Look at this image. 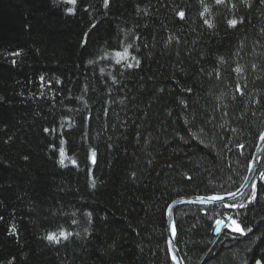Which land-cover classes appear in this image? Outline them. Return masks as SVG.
Instances as JSON below:
<instances>
[{
  "label": "trees",
  "instance_id": "obj_1",
  "mask_svg": "<svg viewBox=\"0 0 264 264\" xmlns=\"http://www.w3.org/2000/svg\"><path fill=\"white\" fill-rule=\"evenodd\" d=\"M263 131L260 0H0V264H175L168 205L237 191ZM262 173L176 208L185 264H264Z\"/></svg>",
  "mask_w": 264,
  "mask_h": 264
},
{
  "label": "snow or ice",
  "instance_id": "obj_2",
  "mask_svg": "<svg viewBox=\"0 0 264 264\" xmlns=\"http://www.w3.org/2000/svg\"><path fill=\"white\" fill-rule=\"evenodd\" d=\"M66 2L69 3V4L75 5L76 2H77V0H66ZM244 2L247 3V0H244ZM216 3H217V4L225 3V0H216ZM260 3H261V4H264V0H260ZM108 5H109V0H104V7L107 8ZM249 6H250V5H249ZM86 10H87V9H86ZM205 11H207V9H205ZM68 12H69L70 14H72V13L74 12V9H73V8H69V9H68ZM177 15L179 16L180 19H184V17H185V13H184L183 11H180L179 13H177ZM242 22H243V20L237 21L236 19H232V20H229V21H228L230 27H235V26L237 25V23H242ZM205 24H207L209 27L212 26V25L209 23V21H207V20H205ZM95 26H96L95 24L92 25L93 28H94ZM86 42H87V41L85 40L84 43H82V47L84 46V44H86ZM128 47H131V45H129ZM20 54H21V53H20L19 51L14 52V53H11V55H13V56H19ZM115 55H116V57H117V59H116V63H118V64L121 63V58H124V59L127 58V47L124 49V53H123V54L117 52ZM132 59L135 60V66H136V67H139L140 61L137 60L135 57H132ZM221 61H222V58H221ZM93 62H94V61H92V60H89V61H88L89 64H92ZM11 63H12L13 65H15V64L17 63V61L14 59V60L11 61ZM126 67H128V68H132V67H133V64H132V63H128V64H126ZM253 67L255 68V65H253ZM234 71H235L236 73H241V72H242V68L239 67V66H237V67L234 69ZM101 72H103V69H101ZM217 76H219V73H217ZM40 81H41V86L43 87V81H44V77H43V76L40 77ZM57 83H60V81L57 80ZM113 83H116L115 79H113ZM49 86H50V85H49ZM186 91L191 92V89H187ZM236 91L239 92L241 95L244 94L243 91L241 90V88H240L239 85H237ZM233 98L235 99V97H233ZM181 103H184V102L181 101ZM185 107H187L186 104H185ZM105 114H107V113H105ZM185 122L187 123V121H185ZM61 127H63V125H61ZM234 130H235V129H233V131H234ZM44 131L47 133V132H49L50 130H49L48 128H45ZM51 131H52V132H56V129L53 128V129H51ZM261 139L264 140V134L261 135ZM64 143H65V141H64L63 139H61V141H60L61 147H60V149H59V156H60V159H59V161H58V163H59L61 166H64V161H65V159L67 158L66 153H65L64 148H63V144H64ZM240 147H243V145H240ZM95 157H96V153H95V151H92V152L90 153V160H91V162H92L93 164H95V162H96ZM25 159H27V157H25ZM72 163L75 164V161H72ZM133 175H134V174H133ZM261 179H264V173L261 174ZM92 187H95V181H93V183H92ZM255 187H256V186L253 185V188H254V189H255ZM232 195H235V194L233 193ZM209 199H211V200H222L223 197L213 196V197H210ZM251 199H255V192L253 193ZM225 206L227 207L228 205H225ZM231 207H236V205H232ZM239 207L243 208L244 205L241 204V205H239ZM88 215L90 216L91 214L89 213ZM229 219H230V221H231V223H230V230H231L232 232L239 233L240 235H244V234H245V230L241 227V225H240L239 223H237L236 220L231 219V218H229ZM222 223H224V221H222V220H217V221H216V224H217V225H220V224H222ZM15 231H16V229H15V227H13V228L11 229V232H12V233H15ZM171 231H172L173 235H175V225H174V224L171 226ZM248 231H251V229H248ZM70 235H72V234H71V233H65L64 231H60L58 234L55 233V232H51V233H49V234L45 237V239H47L49 242H52V243H60L61 239L67 240L68 237H69ZM77 235H78V234H77ZM173 259L175 260V257H173Z\"/></svg>",
  "mask_w": 264,
  "mask_h": 264
},
{
  "label": "water",
  "instance_id": "obj_3",
  "mask_svg": "<svg viewBox=\"0 0 264 264\" xmlns=\"http://www.w3.org/2000/svg\"><path fill=\"white\" fill-rule=\"evenodd\" d=\"M264 134V131L262 132ZM261 134V135H262ZM261 135L259 137V142L253 156V159L250 163L249 170L247 177L242 184V186L233 193L225 194V195H211V196H186V197H179L174 199L167 208V241H168V248L171 254V257H175V264H185L180 249L176 243V231L175 235H173L171 231V226L175 225V210L177 207L181 205H201V206H210L215 204L227 203L233 201L239 197H241L250 187L251 183L254 181L257 171L260 167L262 159L264 157V140L261 139ZM256 183V181H255ZM219 196L223 197L222 200H211L210 197ZM224 227V223L217 225L215 228V235L219 234Z\"/></svg>",
  "mask_w": 264,
  "mask_h": 264
},
{
  "label": "rangeland",
  "instance_id": "obj_4",
  "mask_svg": "<svg viewBox=\"0 0 264 264\" xmlns=\"http://www.w3.org/2000/svg\"><path fill=\"white\" fill-rule=\"evenodd\" d=\"M230 221V220H229ZM230 223H231V221L228 223V222H226V228H228V229H230Z\"/></svg>",
  "mask_w": 264,
  "mask_h": 264
}]
</instances>
